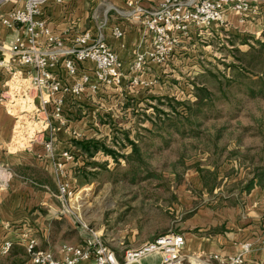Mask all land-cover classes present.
Wrapping results in <instances>:
<instances>
[{
  "label": "rangeland",
  "instance_id": "374dc122",
  "mask_svg": "<svg viewBox=\"0 0 264 264\" xmlns=\"http://www.w3.org/2000/svg\"><path fill=\"white\" fill-rule=\"evenodd\" d=\"M253 5L258 14L244 21L226 18L223 23L192 30L164 61L149 64L137 76L128 75L120 86L97 84L95 92L84 90L77 100L81 107L65 113L70 117L66 121L82 120V124L68 131L64 127L65 135L70 133L77 141H101L130 158L115 164L99 152L94 160H86L73 147L64 146L73 159L75 154L82 158H77L79 168L64 175L72 195L58 199L55 174L42 177L56 195L54 203L64 207L61 220L52 222L58 239L82 245L85 233L89 235L86 241L95 238L93 231L116 247L124 241L125 232L136 228L153 240L157 235H171L177 232L179 215L184 214L177 196L180 191L190 194L191 209L215 200L239 202L240 190L258 168H264V96L248 91L251 83L264 81V52L260 53L264 49V1ZM251 18L259 20L258 24ZM202 89L210 94L199 110L195 96ZM43 118L32 114L29 126L22 119L17 121L14 141L18 149L29 147V140L46 138L48 130L40 132L38 124ZM127 140L136 143L138 154L131 153ZM84 163L105 165L106 171L88 167L86 171H99L101 179L79 185L76 174ZM17 172L25 177L24 171ZM12 249L0 255V264L10 263ZM20 257L24 258L22 252Z\"/></svg>",
  "mask_w": 264,
  "mask_h": 264
},
{
  "label": "crops",
  "instance_id": "0c3cea01",
  "mask_svg": "<svg viewBox=\"0 0 264 264\" xmlns=\"http://www.w3.org/2000/svg\"><path fill=\"white\" fill-rule=\"evenodd\" d=\"M161 1L63 0L59 5H47L42 10L40 19L53 35L63 39L67 44L74 35L85 31L96 37L101 36L118 58L124 80L128 75H134L129 73L131 64L136 55L150 48L151 43V34L133 18V12L138 7L155 8ZM248 1L253 5L262 4L264 0ZM13 8L12 5H8L1 12L6 13ZM227 18L239 19L234 13ZM258 22L259 20L255 21L256 24ZM115 27L122 32L121 37L113 35ZM17 34L23 36V31L13 32L0 24V59L4 55L7 60L5 67L0 69V166L5 167L10 173L3 183L0 182V248L5 242L13 244L8 264H32L25 250L27 240H35L38 250L49 252L57 260L63 258L65 247L81 245L67 243L56 237L57 231L52 222L61 220L60 214L64 207L58 201L57 204L54 203L53 198L57 199L56 195L42 180V177L52 176L55 163H61L68 174L79 168L81 163L76 154L73 161H66L61 156L64 146L71 149L70 141L75 140L72 134L65 135L64 127L57 132L54 162L47 157L37 138L27 142L29 147L23 150L17 148V141H14L17 121L22 119L25 126H29L28 119L32 114H36L38 118L43 116L37 113L41 109L38 98L42 95L36 99L29 97L24 99L22 91L25 83L18 89L9 88L12 73L20 71L24 78L28 77L26 70L8 59L9 42ZM75 66L81 73H91L90 69H93L92 63ZM92 75L91 73V77ZM52 76L54 82L62 85L70 80L60 64L52 70ZM54 98L63 101L62 108L66 114L71 113L74 106L81 107L78 101H70L69 96L61 91L55 93ZM52 109V104L47 107L50 113ZM44 118L38 122L42 127L40 132L44 130ZM49 118L51 124L59 127L57 120ZM66 123L65 129L68 131L71 127L80 126L82 120L75 124L69 120ZM89 124L91 125V121ZM17 170L24 171L25 177H20L21 174ZM34 175L37 176L35 179L32 178ZM177 196L184 214L179 215L181 217L178 218L175 233L184 237L182 254L186 257V264H215L211 257H235L241 253L244 245L250 246V252L244 256L243 264H264V187H254L249 192H243L237 204L215 200L194 209H191L192 198L188 192L180 191ZM91 234L100 237L119 261H122L126 250L154 239H150L151 236L144 237L136 228L125 232L122 239L124 241H119L116 247H113L98 232L92 231ZM82 238L83 245L89 235L85 233ZM21 252L23 259L20 257ZM145 260L147 264L160 263L157 254L144 258L140 264Z\"/></svg>",
  "mask_w": 264,
  "mask_h": 264
},
{
  "label": "built area",
  "instance_id": "2783aa9c",
  "mask_svg": "<svg viewBox=\"0 0 264 264\" xmlns=\"http://www.w3.org/2000/svg\"><path fill=\"white\" fill-rule=\"evenodd\" d=\"M62 3L63 0H0V24L13 32L23 31V36L14 35L9 42L8 59L28 74L24 78L20 71L12 73L9 88L18 89L25 83L22 91L24 99H36L42 95L38 98L41 109L37 113L45 117L44 132H48L40 143L53 162L52 144L55 135L67 125L63 101L56 100L54 94L61 91L73 102L79 100L87 90L95 92L97 84L118 87L123 81L121 64L101 36L96 37L85 31L74 35L67 44L48 30L45 22L40 19L42 10L47 5ZM8 5L14 8L2 13V9ZM257 12L258 7L248 0H162L152 9L138 7L133 12V18L151 34L152 40L148 51L136 55L130 72L137 76L149 64L164 61L179 40L188 37L192 30L223 23L233 13L244 21ZM113 35L121 37L122 32L115 27ZM6 63L2 55L0 69ZM85 63L93 64L92 77L91 73L77 71L75 65ZM59 64L70 79L69 84L54 82L52 70ZM51 104L53 109L49 115L47 107ZM49 117L57 120L59 127L51 124ZM61 156L66 161L74 160L71 152L65 151ZM53 168L57 178V198L64 200L72 195V189L63 180L66 173L63 165L55 163ZM7 176H10L9 171L0 166V182L3 183ZM184 243V237L178 233L158 236L151 242L126 250L122 261L117 260L113 251L97 237L83 245L65 247L64 256L60 260L49 252L38 250L37 242L33 239L27 240L25 250L32 264H140L141 260L154 254L159 255V264H186V257L182 254ZM12 246L11 242H5L0 248V255H6ZM249 252L250 246L244 245L241 253L235 257L214 256L211 259L215 264H243L244 256Z\"/></svg>",
  "mask_w": 264,
  "mask_h": 264
},
{
  "label": "trees",
  "instance_id": "16d2710c",
  "mask_svg": "<svg viewBox=\"0 0 264 264\" xmlns=\"http://www.w3.org/2000/svg\"><path fill=\"white\" fill-rule=\"evenodd\" d=\"M262 48V47H261ZM264 52V49L260 51ZM264 55V53H263ZM198 91V90H197ZM201 91L200 94H196L195 99L196 103L195 105L198 106V109L201 110L202 107L199 105H202L205 99L209 98V92L206 89L199 90ZM249 94H256V95H262L264 96V81L263 79H258L257 81L250 84L248 88ZM186 112L190 111L189 109H185ZM145 132H149L146 129H143ZM127 135V134H126ZM127 139V138H126ZM127 143L131 146V153L136 155L138 154L137 145L133 141L127 140ZM71 145L74 150L78 151L82 156L83 159L86 160H94L96 158V154L101 152L103 155L110 157L115 164H118V161L120 159L125 160L126 162L129 161L128 156L120 155L113 151L112 149H109L106 145H104L101 141H77L73 140L71 141ZM85 161V160H84ZM91 168L93 170H102L106 171L105 165H98V164H92L91 166L88 164L83 165V168L78 170V173L76 174V180L79 185H84L86 183H90L96 179H101L99 171H86L87 168ZM202 172V171H200ZM257 175L255 174L254 177H252L246 184V186L240 190V192H249L254 187H264V168H258L257 169Z\"/></svg>",
  "mask_w": 264,
  "mask_h": 264
},
{
  "label": "water",
  "instance_id": "95a60500",
  "mask_svg": "<svg viewBox=\"0 0 264 264\" xmlns=\"http://www.w3.org/2000/svg\"><path fill=\"white\" fill-rule=\"evenodd\" d=\"M132 264H138V263H132Z\"/></svg>",
  "mask_w": 264,
  "mask_h": 264
}]
</instances>
